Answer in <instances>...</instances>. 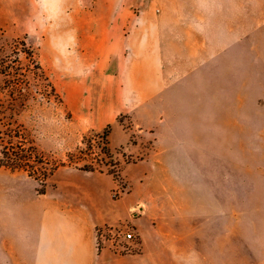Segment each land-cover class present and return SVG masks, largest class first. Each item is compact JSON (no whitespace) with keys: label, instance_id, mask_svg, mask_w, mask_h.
I'll list each match as a JSON object with an SVG mask.
<instances>
[{"label":"rangeland","instance_id":"obj_1","mask_svg":"<svg viewBox=\"0 0 264 264\" xmlns=\"http://www.w3.org/2000/svg\"><path fill=\"white\" fill-rule=\"evenodd\" d=\"M0 40L47 78L19 55L15 120L59 165L39 195L0 164V264H23V219L74 212L97 264H264V0H0ZM108 127L105 156L87 144Z\"/></svg>","mask_w":264,"mask_h":264},{"label":"trees","instance_id":"obj_2","mask_svg":"<svg viewBox=\"0 0 264 264\" xmlns=\"http://www.w3.org/2000/svg\"><path fill=\"white\" fill-rule=\"evenodd\" d=\"M23 52L30 63L26 68L27 75L34 74L47 81L42 68L34 59L33 52L27 48L26 44L18 42L14 47H10L0 40V144L2 147L0 164L12 171L29 172L30 176L34 177L41 187L38 194L45 195L48 183L59 165L42 173L46 169L43 166H47V163L39 157L37 148L29 145L25 132L15 120V116L23 108V100H27L30 96V87L27 89V94L23 95V63L19 59V55ZM109 129L110 127L105 130L103 135L94 136L88 141L87 146L90 148L92 142L98 140L97 144L101 148V154L109 156ZM84 141H87L86 137ZM80 153L82 154V151ZM76 161L77 159L73 156L69 157L71 165L77 164ZM96 165L107 166L104 160L96 158L91 164L80 167V170L95 172L97 170Z\"/></svg>","mask_w":264,"mask_h":264},{"label":"crops","instance_id":"obj_3","mask_svg":"<svg viewBox=\"0 0 264 264\" xmlns=\"http://www.w3.org/2000/svg\"><path fill=\"white\" fill-rule=\"evenodd\" d=\"M97 34L100 42H106L107 26ZM96 248V231L84 212L64 215L56 222L49 218L23 219V264H97ZM99 258L98 264H140L142 259L139 255L128 257V261L113 262L103 255Z\"/></svg>","mask_w":264,"mask_h":264},{"label":"clouds","instance_id":"obj_4","mask_svg":"<svg viewBox=\"0 0 264 264\" xmlns=\"http://www.w3.org/2000/svg\"><path fill=\"white\" fill-rule=\"evenodd\" d=\"M186 256L185 264H199V256L195 250L188 252Z\"/></svg>","mask_w":264,"mask_h":264},{"label":"built area","instance_id":"obj_5","mask_svg":"<svg viewBox=\"0 0 264 264\" xmlns=\"http://www.w3.org/2000/svg\"><path fill=\"white\" fill-rule=\"evenodd\" d=\"M124 239H125L126 242L129 243V242H132L135 239V236L132 233H126L124 235Z\"/></svg>","mask_w":264,"mask_h":264}]
</instances>
